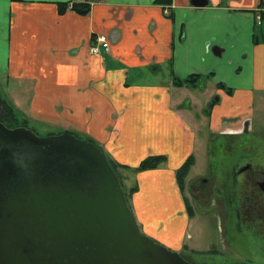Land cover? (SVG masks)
I'll return each instance as SVG.
<instances>
[{
	"label": "crops",
	"instance_id": "crops-1",
	"mask_svg": "<svg viewBox=\"0 0 264 264\" xmlns=\"http://www.w3.org/2000/svg\"><path fill=\"white\" fill-rule=\"evenodd\" d=\"M190 1L0 0V82L13 104L23 100L31 121L87 137L119 166L165 157L133 173L129 207L140 232L174 252L190 223L176 172L193 158L199 121L191 99L174 102V92L214 88L204 114L215 136L248 132L264 102V8L255 20L264 0ZM98 35L110 48L93 55ZM188 78L194 86L179 85Z\"/></svg>",
	"mask_w": 264,
	"mask_h": 264
},
{
	"label": "water",
	"instance_id": "water-1",
	"mask_svg": "<svg viewBox=\"0 0 264 264\" xmlns=\"http://www.w3.org/2000/svg\"><path fill=\"white\" fill-rule=\"evenodd\" d=\"M0 264L191 263L142 235L94 143L0 122Z\"/></svg>",
	"mask_w": 264,
	"mask_h": 264
},
{
	"label": "rangeland",
	"instance_id": "rangeland-1",
	"mask_svg": "<svg viewBox=\"0 0 264 264\" xmlns=\"http://www.w3.org/2000/svg\"><path fill=\"white\" fill-rule=\"evenodd\" d=\"M10 86L14 85L7 84L9 89ZM202 86L203 83L194 90L189 88L177 90L173 96L174 102L185 101V98L189 97L192 101L191 112L194 117L197 115L199 117L194 129L193 163L183 178L181 190L186 205L190 208L186 206L190 223L184 236L185 246L177 253L191 264H264V214L261 216L254 213L259 216L257 219L251 214L253 212H239L241 231H246L252 225L249 222L258 223L256 228L251 227L250 234L254 231L260 237L257 248L260 251H254L261 257L262 260H259V257L255 258L251 251H248L249 245L245 234L237 230V226L233 225V216L223 208V205H227L230 200L227 191L224 190L223 182L227 179L231 168L248 159L264 162V102L255 104L254 112L261 119L256 118L248 132L241 135L215 136L210 133L208 118L204 114L215 103L216 96L212 95L214 88L208 82L203 88ZM10 94L11 92L7 94L5 83L0 82V122L7 128L24 127L41 137L63 132L64 129L57 130L25 118L22 112L26 111L23 100L17 108ZM260 96L264 97V94H259L258 97ZM76 137L91 141L82 135ZM95 145L99 147L98 144ZM99 148L108 162L112 163L111 157L101 147ZM116 173L129 207L132 189H136L135 175L121 168H118ZM209 175L222 181L219 180L218 184L215 182L211 185L215 189L212 188L211 193H206L209 188L199 179L209 178Z\"/></svg>",
	"mask_w": 264,
	"mask_h": 264
},
{
	"label": "flooded vegetation",
	"instance_id": "flooded-vegetation-1",
	"mask_svg": "<svg viewBox=\"0 0 264 264\" xmlns=\"http://www.w3.org/2000/svg\"><path fill=\"white\" fill-rule=\"evenodd\" d=\"M222 136L228 135H220V137ZM210 175L209 178L205 177L199 179L203 185L205 184L208 186L209 191L206 193H211L213 188L211 185H214L215 182L218 184V181L221 180L211 177ZM223 183L225 184L224 190L227 191V195L230 198L228 204L223 205L224 211L230 212L233 216V225L237 226V230L239 229L240 232L245 234L249 245L248 251H251L255 258L259 257V260H262L261 257L256 254L257 251H260L257 249L259 245L258 239H260V237L256 232L254 233V231L250 234V229L253 227L256 228L258 223L249 222L252 225L246 231H241L239 212H253L251 214L254 217L256 213L261 216L264 214V162L254 159L240 162L238 165L231 168L227 179ZM258 217L259 216H256L257 219ZM256 218H254L255 221H257ZM254 251L256 252L254 253Z\"/></svg>",
	"mask_w": 264,
	"mask_h": 264
},
{
	"label": "trees",
	"instance_id": "trees-1",
	"mask_svg": "<svg viewBox=\"0 0 264 264\" xmlns=\"http://www.w3.org/2000/svg\"><path fill=\"white\" fill-rule=\"evenodd\" d=\"M160 2H162V1H160ZM163 2L169 3L168 1H163ZM263 5L264 4H262L259 9H263L264 8ZM66 7L67 6H62L61 8L65 9ZM70 8L72 10L77 11L80 14H83V15H85L88 12V6H86V5L83 6V5H79V4H72L70 6ZM261 14H262V12L260 13V16H261ZM196 81H197L196 78H188L187 80H185L184 82H182L179 85L182 86L183 84H185L187 86H194ZM219 87L221 88L223 86L220 85ZM226 93L230 94L231 92H230V90H226ZM164 162H165V157H163V156L148 157L147 159L142 161L137 168L129 169V168L124 167V166H118L117 164H115L113 162L111 163V161H109V163H110V165L113 168L115 173H116V170L118 168L124 169L126 171L131 172V173H137V172H142V171H146V170H151V169H155L158 166L162 165ZM192 163H193V158L190 157L188 160H186V162L176 172L178 184H179L181 190L183 189V178H184V176H186V174L189 171ZM116 175H117V173H116ZM132 191H135V188L132 189ZM186 206L188 207V209H190L188 205H186Z\"/></svg>",
	"mask_w": 264,
	"mask_h": 264
},
{
	"label": "built area",
	"instance_id": "built-area-1",
	"mask_svg": "<svg viewBox=\"0 0 264 264\" xmlns=\"http://www.w3.org/2000/svg\"><path fill=\"white\" fill-rule=\"evenodd\" d=\"M263 11V9L256 10V24H261V16L260 13ZM90 53L93 55H100L102 51L108 52L109 51V42L104 35H98L93 42L90 45L89 49Z\"/></svg>",
	"mask_w": 264,
	"mask_h": 264
}]
</instances>
